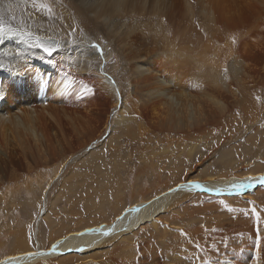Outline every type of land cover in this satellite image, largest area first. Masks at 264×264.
I'll use <instances>...</instances> for the list:
<instances>
[{"label": "bare ground", "instance_id": "1", "mask_svg": "<svg viewBox=\"0 0 264 264\" xmlns=\"http://www.w3.org/2000/svg\"><path fill=\"white\" fill-rule=\"evenodd\" d=\"M41 2L51 6V14L39 7ZM0 15L6 26L30 32L32 42L39 37L46 47L56 48L49 57L41 48L29 47L24 37L0 38V190L7 184L24 180L27 174H33L36 169L39 172L42 167H54L89 146L88 153L91 154L101 146L94 144L102 133L97 137L100 123L105 127L110 122L112 127L123 122L131 102L151 108L152 114L158 116L155 131L168 135V138H179L178 149L183 151L188 147L184 156L187 161H190L198 147L192 140L202 141L208 134V115L203 104L215 107L220 117L232 113V110L233 113L238 110L245 112L244 107L253 106L255 101L264 104V67L260 69L262 73L258 74L250 67L251 54L256 47L264 45V0H36L35 3L33 0H0ZM13 16L16 19L13 20ZM164 18L167 23L177 22L193 29L190 34L179 38L175 36V39L170 40L161 37L157 41L153 33L151 35L153 49L160 50L159 55L169 53L184 57L190 52L193 54L192 63L190 58L181 61V64L185 61L194 68L189 82L173 81L164 73V64L159 69L153 67L156 76H145L143 68L148 70L151 63H143L148 60L142 58L144 50L138 52L141 54H131L134 45L143 47L144 44L142 38L145 36L139 33V29L162 24ZM56 35L68 42L74 39L89 42L96 38L110 45L121 60L122 71L115 78V83L123 82L124 91L117 94L111 80L101 72L90 71L80 60H75V56L60 52L57 42L53 41ZM26 47L28 52L25 53ZM33 49L36 51L29 53ZM86 52L79 54L87 57ZM102 52L107 54L104 48ZM14 57L15 64L11 66ZM129 59L133 61L132 68L127 63ZM128 68L135 75L131 84L142 80L149 87L145 91L148 94L145 98L128 93L125 82ZM201 81L202 84L197 83ZM98 94L103 95L102 101L108 97L113 103L112 116L107 117L106 107L102 114L98 113L99 103L94 100ZM104 115L105 120L102 119ZM162 150L166 153L174 151L169 143ZM262 161L247 167L243 165L236 171L231 169L232 174L227 173L230 171L228 167L226 172L215 173L212 167L209 168L211 163L200 169L196 166L185 167L171 184L165 183L156 188L149 198H145L151 193L149 188L142 189L140 196L132 193L131 205L128 207L119 204L122 200L118 194L115 218L86 228H71L66 235L51 240L48 248H42L39 242L36 248H31L26 235L17 234L13 249L0 259V264H169L156 259L155 255L151 263L136 259L135 247L127 240L121 262L111 256L97 260L92 253L106 249L104 244L110 243L112 247L113 243L127 235L134 236L135 231L144 225H160L165 230L160 238L162 243L168 236L166 231L173 230L183 235L185 241L184 230L173 229L171 225H185L180 221H186L181 212L186 203L212 202L206 206L200 203L199 207L192 208V212L188 211V217L193 219L197 216L195 211L201 207L203 210L219 209L221 205L231 204L232 195L239 197L249 194L257 210V215H249L250 221L257 224L251 227L249 251L246 248L243 251L245 254L232 257L222 255L220 259L207 258L205 255L199 258L185 246L183 250L190 253L188 259L179 256L171 261L174 264H211L210 260L213 259L212 264H264V202L258 201L264 191V184L257 182L259 177L264 176ZM25 169L26 174L23 172ZM138 177L135 175L136 179ZM250 178L252 187L240 192L233 189V185L246 183ZM191 181L199 182L211 191H190L187 188L172 191ZM96 191L100 196L102 191ZM133 208H139L140 211H129ZM100 209L105 212L102 207ZM209 220L206 218L201 223L194 221L191 225H210ZM97 229L100 231L97 232ZM105 231L107 235L103 234ZM197 232L196 229L195 233L190 234ZM73 255L77 256L71 257ZM90 257L94 260L88 259Z\"/></svg>", "mask_w": 264, "mask_h": 264}, {"label": "rangeland", "instance_id": "2", "mask_svg": "<svg viewBox=\"0 0 264 264\" xmlns=\"http://www.w3.org/2000/svg\"><path fill=\"white\" fill-rule=\"evenodd\" d=\"M162 21L164 22L162 24H155L150 27L142 26L139 29V33L145 36L142 38L144 44L143 47L134 45L131 54H137L144 50L142 58L149 61L143 63L147 65L151 63L148 70L143 68L145 76H156L157 73L153 71V67L159 69L164 64V73L173 81L189 82L192 79L191 70H194L192 64V67H190L193 54L190 52L185 55L186 57L174 56V54L169 53L159 55L160 50L155 51L153 49L151 35L153 33L157 41L161 37H167V40H170L175 39V36L179 38L190 34L193 29L177 22L167 23L165 18ZM153 31H157L161 35ZM15 38L22 39V36H16ZM53 41L57 42V49L61 50L60 52H66L72 57L75 56V60H80L87 66L88 70L99 71L111 80L117 94L124 91L125 84L123 82L118 81L117 84L115 83V78L122 71L120 57L105 41H98L95 38L89 42L78 39L68 42L64 38L61 39L59 35H56ZM94 45H98L99 49ZM10 48L6 51L12 50V46ZM103 48L107 54H103ZM26 49L27 47L24 49L25 53L28 52ZM35 51L36 49H33L29 53ZM78 51L80 54L85 51L87 57H83ZM253 52L250 56V67L257 74L262 73L260 69L264 67V45H259ZM15 57L12 59L11 66L15 64ZM189 58L191 61L189 64H186L185 61L181 64V61ZM127 63L132 68L133 61L129 59ZM134 76V73L128 68L125 81L127 91L137 98H145L148 95L145 91L149 87L142 80L135 85L131 84ZM202 82L197 83L202 84ZM94 100L99 103L98 113L102 114L103 109L106 107L107 117L112 116L114 106L108 97L104 99V102L102 101L103 95L98 94ZM203 107L208 115L209 124L206 126L208 134L202 141L192 140L198 147L190 161L184 158L188 147H185L183 151L178 149L179 138H168V135L155 131L158 116L152 114L151 108L142 105L137 106L131 102L127 106L126 117L123 122H118L117 125L112 127H110V122L105 127L100 123L102 127L101 125L98 126L100 131H97V137L101 131L102 133L94 144H101V146L93 151L91 150V154L88 153V149L91 147L89 146L84 150H79L73 157L54 165V167L48 169L42 167L39 172H36V169L33 174H27L24 180L5 185L6 188L0 190V259L8 255L10 250L13 249L17 234L20 236L25 234L31 248H36L37 242L41 244L42 248H48L51 240L66 235L71 228H86L115 218V205L118 198L122 200L119 203L120 205L123 204V206L128 207L131 205L132 193L139 195V192L146 188L151 190L150 195L145 196V198H149L155 193L156 188L164 186L165 183L166 185L171 184L174 177L185 167L196 166L200 169L207 163H211L209 168L212 167L211 170L215 173L226 172L230 169L227 173L232 174L231 169L236 171L243 165V167H247L263 160L264 168V104L255 101L253 106L244 107L245 112L238 110V112L233 113L232 110V113L228 112L222 117H220V112L212 105L203 104ZM103 117L102 119L105 120V115ZM204 130L205 128L202 129V131ZM172 141L174 142L171 143ZM168 143L174 150L171 153L162 150L166 145L168 146ZM174 145L177 147H172ZM154 151L156 153L152 156ZM82 158L84 159L80 161ZM25 171L27 172V170L23 171L24 174H26ZM135 175H139L140 178L136 179ZM29 185H31V193L28 189ZM96 190L102 191L100 196L96 194ZM261 193L258 201L264 202L262 201L264 200V191ZM118 194L119 197L117 198ZM232 198L231 204L221 205L219 209L203 210L201 207V209L195 211L197 216L193 219L188 217L189 212L190 210L192 212V208L199 207L201 202L186 203L185 211L181 210L186 221H180L185 225H171L173 229L176 227L184 230L185 241L183 235L180 236V233L173 230L166 231L168 236L164 240L165 243H162L160 238L162 231L165 230L160 225H144L135 231L134 236L127 235L123 238L124 240L121 239L113 243L112 247H110V243L104 244L103 246L106 249L93 252L92 255L97 260L105 256H111L121 262V258L125 254L124 248L127 241L135 247L136 259H141L142 262L147 260L149 263H151L153 255L160 261L174 264L171 261L172 258L184 256L183 259H188L191 252L192 255L197 254L198 257L205 255L207 258H219L222 255L232 257L239 256L242 253L245 254L244 249L247 248L249 251L251 248L249 246L251 230L256 224L255 221L254 223L250 221L249 215L253 213V215H257V210L255 208V212H253L254 206L250 194L239 197L238 195H232ZM91 200H95V202ZM204 203L206 204L204 205ZM215 203L218 202L215 201ZM210 204L212 202L203 201L201 203L202 206ZM101 207L105 212H102ZM227 211L230 213L226 215ZM42 215L45 217H42ZM215 216H218V218L216 219ZM206 218H210V225H191L194 221L201 223ZM175 222L178 223V221ZM189 227H191L190 230ZM196 229L198 232L193 234ZM256 230L257 227L253 229L254 232ZM190 232L193 233L190 234ZM185 246L189 247L190 253L183 250ZM238 250L239 252H236ZM75 256L77 255L71 257L75 258ZM93 257L88 259L94 260ZM198 257L197 260L200 258ZM212 260H210L211 264ZM219 262L222 263L220 260Z\"/></svg>", "mask_w": 264, "mask_h": 264}, {"label": "snow or ice", "instance_id": "3", "mask_svg": "<svg viewBox=\"0 0 264 264\" xmlns=\"http://www.w3.org/2000/svg\"><path fill=\"white\" fill-rule=\"evenodd\" d=\"M35 2H36V0H33V3H35ZM39 7L41 9H45L49 14L52 13V8L48 4H45V3L41 2L39 4ZM12 19L14 20V19H16V17L13 16ZM5 36H22V37L25 38V42L28 43L29 47H39L45 53H47V55L49 57H51L53 55V53L56 51L55 47H46L43 43H41L40 40H39V37H36L35 42H32V34L30 32H23V31H19V30H14V29L11 28V26H6L3 23L2 15H0V38H3ZM94 46L99 49L98 45H94ZM257 99H259V98H257ZM257 182L260 183V184H264V176L259 177ZM252 186H253V181L250 178L248 182L235 184L232 187H233L234 190L240 192V191L246 190V189H248V188H250ZM185 188H187L190 191L193 190V189H198L200 191H211V189L206 188L204 185H202V184H200L199 182H196V181H191L190 183H187V184H181V185L178 186V188L173 189L172 191H179V190H182V189H185ZM129 211H131L133 213H138L140 211V209L139 208H133V209H130ZM253 212H255V208H253ZM96 231L99 232L100 230L97 229ZM103 234L107 235L108 232L105 231Z\"/></svg>", "mask_w": 264, "mask_h": 264}]
</instances>
